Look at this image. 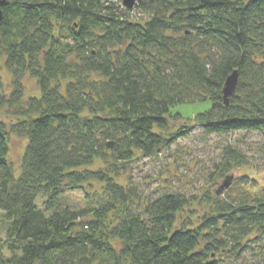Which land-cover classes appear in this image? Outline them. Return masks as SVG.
I'll return each instance as SVG.
<instances>
[{"label": "trees", "instance_id": "1", "mask_svg": "<svg viewBox=\"0 0 264 264\" xmlns=\"http://www.w3.org/2000/svg\"><path fill=\"white\" fill-rule=\"evenodd\" d=\"M123 2L2 7L0 59L14 82L7 96L0 81V109H14L16 121L10 132L0 122V264H221L217 253L239 256L244 241L264 239V188L251 200L216 201L196 223L180 217L187 197L145 203L115 177L121 164L188 135H165L172 117L183 119L172 113L179 105L210 102L195 117L207 136L264 135V0H137L132 11ZM26 74L41 94L24 104ZM10 133L28 140L19 175ZM93 185L101 191L89 193Z\"/></svg>", "mask_w": 264, "mask_h": 264}, {"label": "rangeland", "instance_id": "2", "mask_svg": "<svg viewBox=\"0 0 264 264\" xmlns=\"http://www.w3.org/2000/svg\"><path fill=\"white\" fill-rule=\"evenodd\" d=\"M0 81L3 84L2 93L10 96L14 78L6 68L3 58L0 59ZM22 84L25 92L24 104L31 97L40 96L37 81L29 74L23 77ZM210 106V102H207L173 108L172 113L181 114L183 119L172 117L171 128L165 135L169 139L172 138L170 134L175 136L187 132L188 135L178 136L176 142L169 148H163L154 157L139 156L134 162L121 164L120 175L115 176L116 181L126 187L136 188L145 203L163 194L173 193L187 197L190 205L180 217L185 220L190 218L196 223L211 214L216 201L225 205L227 202L251 200L264 188V135L247 131L205 135L195 117ZM14 113L15 110L9 107L0 109V122L6 124L8 132L16 121ZM9 141V161L19 175L28 140L10 133ZM228 148L241 155L240 164L234 163L232 157L228 158ZM228 162L232 166L228 172L223 173ZM228 177H231L228 186L221 189ZM86 189L93 194L101 191V186H86ZM70 198L74 207L84 205L83 193L76 192ZM4 238L0 213V239ZM1 244L3 243L0 241ZM242 246L247 248L239 252V256L231 253L233 249L229 248L230 252L221 251L214 258L221 264H264V239L258 243L252 236Z\"/></svg>", "mask_w": 264, "mask_h": 264}, {"label": "water", "instance_id": "3", "mask_svg": "<svg viewBox=\"0 0 264 264\" xmlns=\"http://www.w3.org/2000/svg\"><path fill=\"white\" fill-rule=\"evenodd\" d=\"M12 0H0V24L3 20V12L2 7L9 3ZM137 0H124L123 5L126 10L132 11L134 9V6L136 4ZM239 81V73L237 71H234L226 80L224 88H223V98L224 103L226 106L229 105L230 99L236 95V89ZM231 177H228L226 179L225 185L222 186L221 189L228 186L229 180ZM221 189L218 191V194L221 192Z\"/></svg>", "mask_w": 264, "mask_h": 264}]
</instances>
